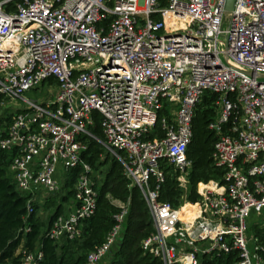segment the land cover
<instances>
[{
  "label": "built area",
  "instance_id": "1",
  "mask_svg": "<svg viewBox=\"0 0 264 264\" xmlns=\"http://www.w3.org/2000/svg\"><path fill=\"white\" fill-rule=\"evenodd\" d=\"M225 2L0 0V108L22 104L1 130L0 148L28 197L24 221L80 166L75 204L47 233L54 241L80 237L97 200L81 157L87 136L142 192L154 226L142 248L157 264H264V244L249 224L264 229V0H235L228 16ZM43 85L55 88L52 98L25 97ZM206 92L216 95L209 129L222 181L199 182L196 201L173 206L159 200L165 166L188 185L192 119ZM156 124L161 134L150 137ZM114 203L115 223L84 264H102L119 242L128 204ZM23 253L19 264L42 258L39 248Z\"/></svg>",
  "mask_w": 264,
  "mask_h": 264
},
{
  "label": "trees",
  "instance_id": "2",
  "mask_svg": "<svg viewBox=\"0 0 264 264\" xmlns=\"http://www.w3.org/2000/svg\"><path fill=\"white\" fill-rule=\"evenodd\" d=\"M215 101L216 95L206 92L195 107L192 135L186 150L187 158L192 162L187 191L179 186L171 167L165 166L166 178L159 190L160 201L170 202L173 206L180 205L184 199L194 202L199 197L196 192L199 182L222 181V171L215 166L212 158L217 135L209 129L217 112ZM12 114L0 116V139L4 135L1 130L9 126ZM94 117L96 122L91 130L100 138L99 116L94 113ZM154 134H161L158 124L150 137ZM82 140L86 143V150L81 157L93 170L97 200L93 215L82 223L80 237L72 240L54 241L47 235L53 219L64 210L61 202L47 221L35 215L41 203L34 202L33 213L24 221L28 197L16 189L9 171L10 156L0 148V264H19L24 251L31 252L37 248L42 252L38 264H84L87 254L104 241L115 223L114 215L119 212L115 201L127 203L128 212L119 242L105 264L158 263L154 256L142 248V241L154 231L153 220L142 192L131 184L125 175L123 164L106 152L100 142L87 136L82 137ZM80 171V166H77L62 176L60 190L65 191V194L61 200L70 195L74 197L73 187ZM96 172L101 177H95ZM203 186L200 184L199 188L202 189ZM49 198L43 203L51 202ZM26 224L28 230H25ZM254 232L264 244V229L255 228Z\"/></svg>",
  "mask_w": 264,
  "mask_h": 264
},
{
  "label": "rangeland",
  "instance_id": "3",
  "mask_svg": "<svg viewBox=\"0 0 264 264\" xmlns=\"http://www.w3.org/2000/svg\"><path fill=\"white\" fill-rule=\"evenodd\" d=\"M54 92H55L54 87H48V85H43L39 89H32L30 91L25 92L24 95L27 98H30L33 100H38L37 102H42V101H45L49 98H52ZM21 106H22V104L16 105V106H9L8 108L6 107V109L0 108V116L3 117V116H6L8 113L11 114L15 111V108H19ZM4 111H6V113ZM102 170H105V168H103ZM94 176L95 177H97V176L101 177L99 172L94 173ZM64 194H65V191L60 190L55 195H53L52 197L49 198L51 200V202H48L46 204L41 203L38 210L35 212V215L38 216L41 220L47 221L49 216L51 215V213L53 212V210L57 206V204H59L60 202L63 204V207L65 209L68 208L71 205V202L74 200V197L70 195L68 197V200H65V201L61 200V198ZM249 224L251 226V233H253L255 228H257V226L254 225L253 221L252 222L250 221ZM108 260H109V257L102 264H105Z\"/></svg>",
  "mask_w": 264,
  "mask_h": 264
},
{
  "label": "water",
  "instance_id": "4",
  "mask_svg": "<svg viewBox=\"0 0 264 264\" xmlns=\"http://www.w3.org/2000/svg\"><path fill=\"white\" fill-rule=\"evenodd\" d=\"M234 3L235 0H226L224 10H225V15L228 16L234 8ZM246 74L251 75V72L249 71H244ZM259 80H264V74H259L258 75Z\"/></svg>",
  "mask_w": 264,
  "mask_h": 264
},
{
  "label": "bare ground",
  "instance_id": "5",
  "mask_svg": "<svg viewBox=\"0 0 264 264\" xmlns=\"http://www.w3.org/2000/svg\"><path fill=\"white\" fill-rule=\"evenodd\" d=\"M210 184H211V183H208L207 186H208V187H213V184H212V186H210ZM203 187H204V186H203ZM203 187H202V188H203ZM184 191H185V192L187 191V186H185ZM190 206H192V205L189 204V203H186V204L183 206V211H185V210H187L188 208H190Z\"/></svg>",
  "mask_w": 264,
  "mask_h": 264
},
{
  "label": "crops",
  "instance_id": "6",
  "mask_svg": "<svg viewBox=\"0 0 264 264\" xmlns=\"http://www.w3.org/2000/svg\"><path fill=\"white\" fill-rule=\"evenodd\" d=\"M63 200V199H62ZM65 200H68V198H66V199H64V201ZM185 200V199H184ZM44 201V200H43ZM43 201H39V202H37V203H43ZM74 204H75V202H74V200L71 202V205L68 207V208H64V210L63 211H68V210H70V209H72L73 208V206H74Z\"/></svg>",
  "mask_w": 264,
  "mask_h": 264
}]
</instances>
